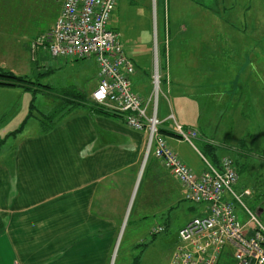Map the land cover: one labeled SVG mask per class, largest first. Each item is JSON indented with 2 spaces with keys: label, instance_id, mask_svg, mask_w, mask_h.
Here are the masks:
<instances>
[{
  "label": "crops",
  "instance_id": "1",
  "mask_svg": "<svg viewBox=\"0 0 264 264\" xmlns=\"http://www.w3.org/2000/svg\"><path fill=\"white\" fill-rule=\"evenodd\" d=\"M192 2L200 4L198 9L191 8ZM157 6L158 0H119L109 29L118 34L134 66L132 91L148 102V115L156 107L160 135L186 165L201 174L207 170L203 157L218 166L229 148H223L221 158L209 151L208 144L213 145L209 123L203 117L204 106L194 97L232 95L233 106L240 105L242 88L233 82L227 87L229 93L223 81L239 80L245 73V79L256 80L264 72V49L258 56L257 27L246 24L249 8L240 7L236 0H159L160 11ZM140 8L148 17L147 26L139 21L144 16ZM190 9L201 20L195 39L188 35L192 30L187 33L193 24L183 23ZM128 10L134 11L130 19ZM158 12L161 26L157 33L153 25V34L152 17L156 23ZM238 18L244 23L235 26ZM1 21L6 25L10 20ZM2 32L0 28V37ZM259 44L264 48V41ZM2 46L0 42V68L12 71L9 51ZM42 53V61L50 65L47 79L66 74L58 75L59 83L53 87L67 89L61 95H82L87 99L81 103H91L98 85L96 61L56 59L43 49ZM52 85L36 92L51 91ZM27 95L28 89L0 85V264H112L113 251L128 231L136 240L131 244L134 249L139 241L154 236L156 227L176 236L174 252L179 230L205 215L206 208L201 215L178 222L182 212L191 214L194 209L188 205L184 186L154 154L156 144L147 150L148 133L130 128L123 114L82 106L46 132L38 125L27 132L29 124L39 119L29 117V108L27 118L22 112L20 119L21 126H28L19 133L17 115ZM171 115L185 128L197 130L194 145L174 133ZM231 150L241 157L237 163L233 159L236 167L245 165L240 148ZM237 184L249 194L247 186ZM140 259L127 264H139Z\"/></svg>",
  "mask_w": 264,
  "mask_h": 264
},
{
  "label": "built area",
  "instance_id": "2",
  "mask_svg": "<svg viewBox=\"0 0 264 264\" xmlns=\"http://www.w3.org/2000/svg\"><path fill=\"white\" fill-rule=\"evenodd\" d=\"M119 0H64L53 28L38 38L34 45L56 59L84 60L94 58L98 67V85L91 94L92 102L105 111L123 114L126 124L148 133L149 151L154 154L186 189V200L206 204V214L196 217L179 232V244L169 264H220L225 247L233 251L237 264H264V223L243 204L233 186L240 179L234 160L223 157L218 166L204 158L207 170L201 174L186 165L160 135L161 121L156 107L148 115V102L131 89L134 66L126 56L118 34L109 29L111 16ZM155 89L160 83L158 64L153 76ZM174 133L194 145L197 130L185 128L171 115ZM240 202L247 221L241 222L235 203ZM164 231L156 227L152 234Z\"/></svg>",
  "mask_w": 264,
  "mask_h": 264
},
{
  "label": "rangeland",
  "instance_id": "3",
  "mask_svg": "<svg viewBox=\"0 0 264 264\" xmlns=\"http://www.w3.org/2000/svg\"><path fill=\"white\" fill-rule=\"evenodd\" d=\"M194 1L197 2L200 0ZM236 1L240 7L247 5V8H249L250 14L247 16L246 24L248 22L250 25L257 27L256 40L262 43V41H264V0ZM62 4L63 0H0V18H2L3 21L10 20L6 25L5 22L1 21L3 22L0 25L3 31L1 33L3 36L0 37V42L3 45L2 48L5 47L4 50L9 51L10 56H6L10 57L9 61H12V71L14 70L13 72L16 74L24 76L27 80L34 83L29 90L30 96H25V102L22 101L20 103H23L25 107L23 110H19L17 115V123L19 126L16 127L15 130L19 133L23 132V130L26 129L25 127L28 126V124L21 126L22 123H20V119L23 114L27 118L29 108L31 109L30 112L32 115L38 116L40 120L49 115L54 118L53 120H56L63 114L65 104L59 94L67 91V89L65 90L60 86L57 87V85L53 87L52 84L55 85L59 83L57 81L60 80L58 75L64 76L66 74L62 72L61 74L51 76L47 79V76L51 75V72L49 73L47 71L50 65L42 61L45 53H42V49L40 50L33 46L34 42L55 23V18L58 16ZM192 4L191 8L193 9H198L199 6H197V4L200 5L194 2H192ZM157 8L158 11H160L159 0ZM139 10L144 14L143 17L139 18V21L143 26H147L148 17L146 18L145 10L143 8ZM133 14L134 11L128 10L127 16H129V19ZM181 14H177V16ZM187 14L188 16H185L189 18L184 19L183 23L193 24L194 27L187 28V33L189 29L192 30L188 35H191L192 39H195L199 37L195 32H200V28L198 27L201 25V20L195 10L190 9V12ZM160 17L161 12L160 15L158 12L155 20L156 23L153 22L154 19L152 17V26L156 24L155 30L157 33H159L161 26ZM180 18L183 19L181 16ZM238 19V21L235 20L234 22L235 26L244 23V20ZM152 33L154 34V26ZM144 35L148 37L149 33L144 32ZM259 43L256 48L258 56L262 49H264ZM87 60H90L92 64L95 61L94 58ZM84 61L85 60H82V63ZM234 66H238V64ZM28 69H31L32 72H28ZM245 75L246 73L242 75L239 80L223 81L226 91L229 93H231V90H228L227 87H229V84L232 85L233 82H235V84L237 83L239 87L242 88L240 91L244 93H241L242 96L239 97L241 104L238 106L236 103L233 106L232 95H210L206 96V98L201 96L194 98L198 103L200 102L204 106L205 112L203 113V117L204 120H208V130L211 134L210 138L215 147L216 156L221 158L222 152H224L223 148L226 147L229 148V150L225 151L224 157H230L236 160L237 163L239 155L234 154L231 149L234 147L240 148L243 164H245L246 168L244 170L241 169V173H239V184L243 183L244 186H247L249 194L247 190L245 191L244 188L239 187L238 184L234 185L233 189L241 197L243 204L258 215L260 206L264 208V166L262 165L264 164V72L257 75L255 77L256 80L253 78L245 79ZM51 85L54 88L51 91H45L41 94L36 92L37 89L41 92L42 89H45L44 86ZM244 86L248 88H243ZM68 90L71 91V89ZM31 103L33 104V109L30 107ZM57 110L58 112H56ZM39 119L38 122L29 124L27 132L35 128V125L40 126L41 122L39 123ZM214 120L216 124H214ZM12 142L13 140L11 143ZM246 179L251 180L247 182ZM224 199L235 203L240 221L246 222L247 217L240 202L229 194H225ZM188 205L194 210L191 214L187 212L182 215V212L178 218V222L184 221L185 219L190 220L193 217L199 216L206 208V204L204 203L194 204L189 202ZM258 216L264 222V210L259 213ZM131 236L132 233L128 231L127 235L119 240L117 248L113 251L112 264H127L129 261L131 262L133 258L135 260V258L139 259V257L141 258L139 264H168L176 242V236L172 231L148 236L139 241V244H137L134 249L133 247L131 248V244L133 246L136 240H133ZM220 264H237L233 257V251L229 247L224 248Z\"/></svg>",
  "mask_w": 264,
  "mask_h": 264
},
{
  "label": "trees",
  "instance_id": "4",
  "mask_svg": "<svg viewBox=\"0 0 264 264\" xmlns=\"http://www.w3.org/2000/svg\"><path fill=\"white\" fill-rule=\"evenodd\" d=\"M84 60H86V59H84ZM73 61H80V60H73ZM0 85L1 86H11V87H22V88H25V89L30 90L31 87H32V85H34V83L31 82V81H29V80H27L26 77L16 74L15 72L8 71V70H5V69L0 68ZM44 87L45 88H49V86H44ZM37 90H39V89H37ZM67 94H69V93H66V95L59 94L60 97L64 100V104H65V107H64V110H63V114L61 116H59L56 120H53L54 118L53 117H50L51 115H49V116H45L42 120H40V122H41L40 123V126H41V129H42L43 132H46V131L50 130L51 127L57 121H60L61 119H63L64 117H66L68 114L71 113V111L73 109H75L78 106H82V107H84L86 109H89V110L90 109H96L99 112L111 113V112L105 111L103 108H101L99 106H96L92 102V100H91V103H89V102L88 103L87 102L81 103L84 100L86 101V98L83 97L82 95H75V96H73V95H67ZM33 108L34 107L32 105V109ZM56 112H58V110ZM111 114H116V113H111ZM30 116H32V113H30L29 117ZM208 148L210 149L209 151L214 155V153H215V147L213 145L208 144ZM241 154H242V152H241ZM239 158L241 159L240 156H239ZM240 159H239V161H240ZM214 162L217 163L218 162V159L215 158L214 159ZM245 168H246L245 165H243L242 167H241V165L240 166L238 165V168L237 169H238V172L241 173V169L244 170ZM258 215H259V213H258Z\"/></svg>",
  "mask_w": 264,
  "mask_h": 264
}]
</instances>
